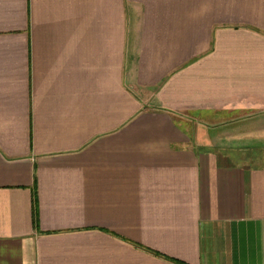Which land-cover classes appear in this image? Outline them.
<instances>
[{"label":"crops","instance_id":"0c3cea01","mask_svg":"<svg viewBox=\"0 0 264 264\" xmlns=\"http://www.w3.org/2000/svg\"><path fill=\"white\" fill-rule=\"evenodd\" d=\"M224 141L264 149V0H0V264H264Z\"/></svg>","mask_w":264,"mask_h":264},{"label":"rangeland","instance_id":"374dc122","mask_svg":"<svg viewBox=\"0 0 264 264\" xmlns=\"http://www.w3.org/2000/svg\"><path fill=\"white\" fill-rule=\"evenodd\" d=\"M237 141H224L227 145L230 144V149L227 148V153L230 154L231 162L241 164V163H249V164H257L264 163L260 160V157L263 156L264 149L263 147H252L241 149L239 153L235 152V146L237 145ZM252 145V144H250ZM232 146V148H231ZM229 149V150H228Z\"/></svg>","mask_w":264,"mask_h":264},{"label":"trees","instance_id":"16d2710c","mask_svg":"<svg viewBox=\"0 0 264 264\" xmlns=\"http://www.w3.org/2000/svg\"><path fill=\"white\" fill-rule=\"evenodd\" d=\"M34 222H35V220H34ZM171 262H174V263H176V264H182L181 262H177V261H174V260H170Z\"/></svg>","mask_w":264,"mask_h":264}]
</instances>
